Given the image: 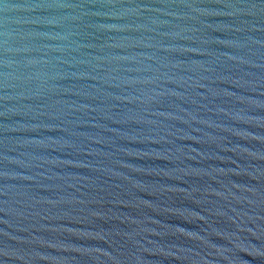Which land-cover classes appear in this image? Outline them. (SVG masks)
Wrapping results in <instances>:
<instances>
[{"label":"water","instance_id":"water-1","mask_svg":"<svg viewBox=\"0 0 264 264\" xmlns=\"http://www.w3.org/2000/svg\"><path fill=\"white\" fill-rule=\"evenodd\" d=\"M0 264H264V0H0Z\"/></svg>","mask_w":264,"mask_h":264}]
</instances>
